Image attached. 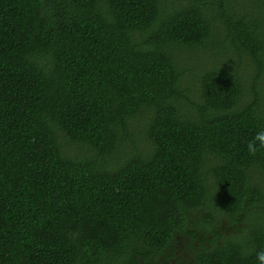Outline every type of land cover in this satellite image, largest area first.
<instances>
[{"label": "trees", "instance_id": "1", "mask_svg": "<svg viewBox=\"0 0 264 264\" xmlns=\"http://www.w3.org/2000/svg\"><path fill=\"white\" fill-rule=\"evenodd\" d=\"M262 131L264 0H0V264H261Z\"/></svg>", "mask_w": 264, "mask_h": 264}, {"label": "rangeland", "instance_id": "2", "mask_svg": "<svg viewBox=\"0 0 264 264\" xmlns=\"http://www.w3.org/2000/svg\"><path fill=\"white\" fill-rule=\"evenodd\" d=\"M197 64L199 63L196 62L190 68L192 72L188 74L190 87H196L195 79H191V77L199 71ZM135 137L144 139L142 133H135ZM239 226L240 224H232L226 218H222L215 237H213L209 232L206 234L200 218H195V221L190 224L189 229H196L200 236L191 239L187 234H176V240L166 251V254L156 256L150 264H194L199 250H203L204 248L210 250L213 242L218 245L222 244L223 238L234 235L236 231L238 232ZM137 264H143L142 260H138Z\"/></svg>", "mask_w": 264, "mask_h": 264}, {"label": "clouds", "instance_id": "3", "mask_svg": "<svg viewBox=\"0 0 264 264\" xmlns=\"http://www.w3.org/2000/svg\"><path fill=\"white\" fill-rule=\"evenodd\" d=\"M256 141H259V147H264V131L257 133L254 139L248 143V151L252 155L258 151ZM257 258L261 264H264V251L257 253Z\"/></svg>", "mask_w": 264, "mask_h": 264}]
</instances>
